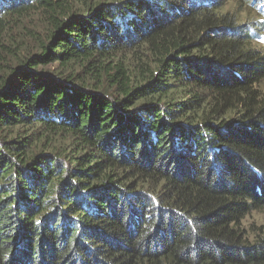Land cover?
<instances>
[{
    "label": "trees",
    "instance_id": "trees-1",
    "mask_svg": "<svg viewBox=\"0 0 264 264\" xmlns=\"http://www.w3.org/2000/svg\"><path fill=\"white\" fill-rule=\"evenodd\" d=\"M256 11L0 0V264H264Z\"/></svg>",
    "mask_w": 264,
    "mask_h": 264
},
{
    "label": "rangeland",
    "instance_id": "rangeland-1",
    "mask_svg": "<svg viewBox=\"0 0 264 264\" xmlns=\"http://www.w3.org/2000/svg\"><path fill=\"white\" fill-rule=\"evenodd\" d=\"M225 10L230 8V12H236L237 10L242 9L241 7L237 6L234 4L233 1L228 2L227 5L224 6ZM260 6L258 8H256L257 10H259ZM245 10V9H244ZM248 9L241 12L240 15L238 16L240 20H244L245 17L248 15ZM254 19L256 20V23L259 25H263V27L258 30L257 33V37L255 38V43L261 47H264V13H262L261 11L257 12L254 14ZM32 19L29 18L28 20H26L24 23H22L18 28V32L19 28L22 26H30L32 24H34L33 22H31ZM42 29V27H40V30ZM27 39H32L31 37L27 38ZM31 43L26 40L25 44L22 47H31L30 46ZM244 227L245 229H248L250 226H256L258 227H264V209L261 210H257V211H253L249 216L246 217V219L244 220Z\"/></svg>",
    "mask_w": 264,
    "mask_h": 264
},
{
    "label": "clouds",
    "instance_id": "clouds-1",
    "mask_svg": "<svg viewBox=\"0 0 264 264\" xmlns=\"http://www.w3.org/2000/svg\"><path fill=\"white\" fill-rule=\"evenodd\" d=\"M261 8V7H260ZM262 9V8H261Z\"/></svg>",
    "mask_w": 264,
    "mask_h": 264
}]
</instances>
